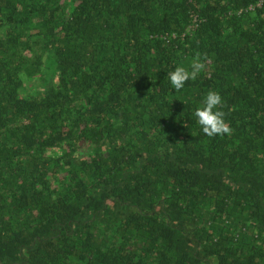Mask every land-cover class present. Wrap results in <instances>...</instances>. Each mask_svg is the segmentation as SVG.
Masks as SVG:
<instances>
[{"label": "trees", "instance_id": "16d2710c", "mask_svg": "<svg viewBox=\"0 0 264 264\" xmlns=\"http://www.w3.org/2000/svg\"><path fill=\"white\" fill-rule=\"evenodd\" d=\"M258 1L0 0V264H264Z\"/></svg>", "mask_w": 264, "mask_h": 264}, {"label": "clouds", "instance_id": "9594fccd", "mask_svg": "<svg viewBox=\"0 0 264 264\" xmlns=\"http://www.w3.org/2000/svg\"><path fill=\"white\" fill-rule=\"evenodd\" d=\"M204 67V63L200 60L193 61L188 67L177 65L174 70L167 72L166 79L174 89L180 90L185 86L186 81L194 80ZM222 102V96L217 91L210 90L193 112L203 134L209 138L231 133L225 120V113L219 107Z\"/></svg>", "mask_w": 264, "mask_h": 264}, {"label": "built area", "instance_id": "2783aa9c", "mask_svg": "<svg viewBox=\"0 0 264 264\" xmlns=\"http://www.w3.org/2000/svg\"><path fill=\"white\" fill-rule=\"evenodd\" d=\"M264 4V0H259L256 4H251L248 7V10H255L256 7H261ZM242 12V10L240 11V13Z\"/></svg>", "mask_w": 264, "mask_h": 264}]
</instances>
